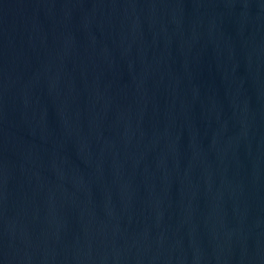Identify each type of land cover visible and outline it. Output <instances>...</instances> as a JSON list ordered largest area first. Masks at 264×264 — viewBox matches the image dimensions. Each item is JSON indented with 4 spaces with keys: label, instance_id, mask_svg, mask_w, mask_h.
I'll return each instance as SVG.
<instances>
[{
    "label": "water",
    "instance_id": "95a60500",
    "mask_svg": "<svg viewBox=\"0 0 264 264\" xmlns=\"http://www.w3.org/2000/svg\"><path fill=\"white\" fill-rule=\"evenodd\" d=\"M0 264H264V0H0Z\"/></svg>",
    "mask_w": 264,
    "mask_h": 264
}]
</instances>
